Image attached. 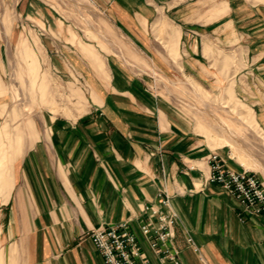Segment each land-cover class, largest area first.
Returning a JSON list of instances; mask_svg holds the SVG:
<instances>
[{
  "label": "crops",
  "instance_id": "1",
  "mask_svg": "<svg viewBox=\"0 0 264 264\" xmlns=\"http://www.w3.org/2000/svg\"><path fill=\"white\" fill-rule=\"evenodd\" d=\"M91 1L136 44L149 25L169 24L171 36H178L170 41L182 47L179 57L190 58L185 71L200 69L203 42L242 53L240 88L246 96L240 102L264 133V0ZM12 7L39 16L51 32L59 34L65 26L54 6L42 0H14ZM12 37L8 32L7 39ZM78 52L85 56L81 48ZM107 65L112 80L99 82L100 94L89 85L91 105L35 131L15 162L5 203L9 258L12 250L18 253L13 264H103L88 235L124 222L152 264H163L139 231L149 215L143 208H156L159 192L170 197L177 213L173 246L181 264H264V225L240 219L234 199L207 182V156L213 151L231 170L243 165L228 146L211 149L169 103L142 100L122 67ZM257 177L264 184V177Z\"/></svg>",
  "mask_w": 264,
  "mask_h": 264
},
{
  "label": "rangeland",
  "instance_id": "2",
  "mask_svg": "<svg viewBox=\"0 0 264 264\" xmlns=\"http://www.w3.org/2000/svg\"><path fill=\"white\" fill-rule=\"evenodd\" d=\"M42 1L54 6L64 21L59 34L49 31L39 16L15 11L14 0L0 4V264L18 258L15 250L8 255L5 203L23 146L34 139L35 131L47 129L50 120L75 117L91 105L89 85L100 94L99 82L112 80L107 63L122 67L142 100L169 103L211 149L228 146L235 161L264 177V133L252 110L240 102L246 96L240 88L242 53L203 42L200 69L192 73L183 69L190 58L179 57L182 47L170 41L178 36L174 31L171 36L169 24L149 25L136 44L91 0ZM11 31L13 37L7 39ZM80 48L85 56L79 55ZM172 50L174 57L168 56Z\"/></svg>",
  "mask_w": 264,
  "mask_h": 264
},
{
  "label": "built area",
  "instance_id": "3",
  "mask_svg": "<svg viewBox=\"0 0 264 264\" xmlns=\"http://www.w3.org/2000/svg\"><path fill=\"white\" fill-rule=\"evenodd\" d=\"M209 177L207 182L215 185L234 199L240 219H257L264 225V184L249 170L235 171L224 166L216 151L207 156ZM158 206H145L148 219L139 231L148 249L163 264H181L179 250L173 246L174 226L177 213L170 197L163 192L157 194ZM88 237L103 264H152L137 235L127 222L98 227ZM195 252L192 239L186 240ZM200 260H202L200 258Z\"/></svg>",
  "mask_w": 264,
  "mask_h": 264
},
{
  "label": "bare ground",
  "instance_id": "4",
  "mask_svg": "<svg viewBox=\"0 0 264 264\" xmlns=\"http://www.w3.org/2000/svg\"><path fill=\"white\" fill-rule=\"evenodd\" d=\"M247 170V169H246Z\"/></svg>",
  "mask_w": 264,
  "mask_h": 264
}]
</instances>
